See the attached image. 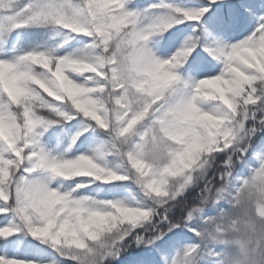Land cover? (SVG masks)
I'll use <instances>...</instances> for the list:
<instances>
[{
	"label": "snow or ice",
	"instance_id": "snow-or-ice-1",
	"mask_svg": "<svg viewBox=\"0 0 264 264\" xmlns=\"http://www.w3.org/2000/svg\"><path fill=\"white\" fill-rule=\"evenodd\" d=\"M0 264H264V0H0Z\"/></svg>",
	"mask_w": 264,
	"mask_h": 264
}]
</instances>
